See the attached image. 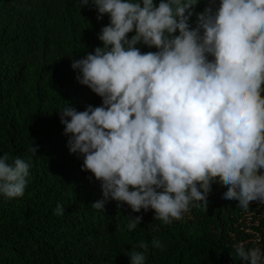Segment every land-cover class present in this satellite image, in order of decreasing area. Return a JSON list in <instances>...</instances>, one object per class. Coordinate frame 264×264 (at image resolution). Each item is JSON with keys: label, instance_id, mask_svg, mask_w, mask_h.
<instances>
[{"label": "clouds", "instance_id": "1", "mask_svg": "<svg viewBox=\"0 0 264 264\" xmlns=\"http://www.w3.org/2000/svg\"><path fill=\"white\" fill-rule=\"evenodd\" d=\"M198 3L79 0L109 21L97 34L101 45L71 65L101 103L57 110L69 153L102 189L93 208L111 199L171 224L197 202L207 206L217 181L244 210L264 204V0H208L192 26ZM30 167L31 157L0 155V195L22 197ZM63 212L57 203L54 213ZM141 219L128 215L127 231ZM245 243L234 245L241 264H264V250ZM148 248L137 241L130 264H146Z\"/></svg>", "mask_w": 264, "mask_h": 264}, {"label": "trees", "instance_id": "2", "mask_svg": "<svg viewBox=\"0 0 264 264\" xmlns=\"http://www.w3.org/2000/svg\"><path fill=\"white\" fill-rule=\"evenodd\" d=\"M207 3L194 7L192 26ZM108 22L79 0H0V155L31 157L24 195H0V264H130L126 253L139 240L149 244L146 264H241L239 241L264 250V204L238 207L224 198L228 186L219 181L207 206L197 202L171 224L154 219V210L133 213L111 199L103 209L91 206L104 199L102 189L81 170L82 158L69 153L57 109L66 102L78 111L100 105L71 65L101 45L97 34ZM128 215L142 216L131 232ZM154 237L166 247L152 248Z\"/></svg>", "mask_w": 264, "mask_h": 264}]
</instances>
